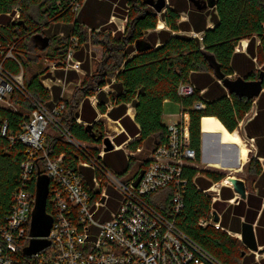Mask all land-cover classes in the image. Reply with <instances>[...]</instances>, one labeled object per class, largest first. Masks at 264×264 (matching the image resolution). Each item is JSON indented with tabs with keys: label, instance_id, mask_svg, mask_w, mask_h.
<instances>
[{
	"label": "trees",
	"instance_id": "obj_1",
	"mask_svg": "<svg viewBox=\"0 0 264 264\" xmlns=\"http://www.w3.org/2000/svg\"><path fill=\"white\" fill-rule=\"evenodd\" d=\"M70 1L72 2L0 0V22H9L16 10H20V19L24 24H8L2 26V30L8 40L17 41L16 53L25 66L27 90L46 105H51V97H54V93L58 96L60 87L54 86L51 93L43 84V79L52 75L45 66V60L59 62L65 59L71 37L75 36L78 38L75 57L83 60L82 65L89 69V56L85 49L90 45V39L92 45L102 48L103 56L97 72L83 79L70 98H62L64 107L57 116L61 126L75 139L90 146L89 150L93 155L97 156L99 149L90 143L101 144L106 133L102 122L95 120L97 112L90 106L88 98L95 94L101 97L102 88L113 77H116L113 84L115 90L110 97L114 102L123 104V110L127 103H131L137 112L135 121L139 124V136L129 143V148L137 149L146 141L157 145L165 141L167 125L163 122L162 115L163 103L167 99L180 103L185 136L188 144L196 149L197 157L201 152L202 117L215 116L230 132H234L254 103V98L239 96L235 92L229 93L219 82V78L212 75L215 68L210 64V55L215 57L220 74L225 77L237 72L249 73L251 78H259L262 73L264 87V0H216V13L211 16L215 26L209 29V12L196 11L190 7L188 0H173V7H168L160 15L170 29L160 32L154 31L158 14L143 0H79L80 7L77 12ZM116 2L128 5L125 31L120 37L112 36L109 32L100 36V32H95L100 25L98 19L101 15L109 17ZM184 10H189V20L179 21L180 13ZM88 28L93 31L92 38L87 33ZM192 29L204 31L203 39L178 33L180 30ZM173 31L176 33L172 34ZM35 34L46 37L47 44H38L33 39ZM143 38H148L152 45L134 54L136 50L133 43ZM158 39H161V44L156 46ZM245 40H248V54L241 52L239 48ZM258 64H262L259 70L256 69ZM69 73V78L72 75L77 76L74 70H69ZM57 75L63 77L64 72L60 70L56 72L55 76ZM188 81L194 83L196 91L190 96L182 97L178 94V87ZM203 89L205 91L201 94ZM15 98L28 108L29 103L23 96L16 93L13 100ZM198 101L205 105L204 108H193ZM257 103L259 113L256 120H264V93L259 96ZM98 108L105 112L107 107L99 102ZM109 113L115 116L113 110ZM79 116L88 123H78L76 118ZM1 117H8L12 122L19 120V114L4 108L0 109ZM45 151L50 157L63 153L64 166L67 169H77L78 161L82 158L79 149L65 141L62 133L54 126L45 135ZM25 158L26 149L22 143L12 146L7 139L0 138V226L5 224V218L12 207L13 193L19 184L21 163ZM43 158L41 152L38 159L42 167ZM253 163L256 165V174L260 173L259 161L252 158L250 164ZM196 172L195 168L187 171L189 185L185 209L179 220L180 227L225 264H258L247 260L244 251L246 245L238 238L213 225L199 224L202 218L210 216L212 200L193 182ZM209 175L214 181H220L224 177L221 173L210 172ZM110 188L111 198L108 205L115 209L118 206L115 199L119 194H114ZM258 194V197L249 198L250 207L245 214L248 223L254 222L257 217V210L264 198V188H259ZM231 197L232 194L226 196ZM244 208L243 201L233 210L228 208L222 225L227 227L231 219L230 227L235 231L241 230L238 216L244 213ZM263 217L264 210L258 223L262 222ZM245 226L249 227V224L245 223ZM253 249L257 250L258 247ZM41 256L28 258L21 264H51L50 261L42 262Z\"/></svg>",
	"mask_w": 264,
	"mask_h": 264
},
{
	"label": "built area",
	"instance_id": "obj_2",
	"mask_svg": "<svg viewBox=\"0 0 264 264\" xmlns=\"http://www.w3.org/2000/svg\"><path fill=\"white\" fill-rule=\"evenodd\" d=\"M79 7L75 0L76 12ZM20 18L17 9L9 22H0V109L19 114L16 122L0 118V138L7 139L12 146L22 143L26 149L12 207L5 224L0 226V264H21L40 255L42 262L51 264H225L179 225L189 185L187 171L191 167L199 169L197 152L187 142L181 114L166 124L165 141L149 155L139 183L135 185L134 181L141 169L121 179L122 174L103 161L106 152L103 139L96 156L86 142L78 141L61 126L57 116L64 107L63 95L51 97V105H46L27 90L25 66L16 53L17 41L8 40L2 30V26ZM77 46L78 38L73 36L65 59L45 60L49 73L56 69L64 72L63 88L67 72L81 69L82 62L75 57ZM50 81L51 75L43 79V84L52 93ZM195 91L196 86L189 81L178 87L182 97ZM16 93L27 100L28 108L18 98L13 100ZM204 106L198 101L193 108ZM76 120L80 123L79 117ZM51 123L65 141L81 152L77 169L65 168L63 153L57 157L46 153L45 135ZM106 136L113 142V135ZM41 152L43 167L38 159ZM39 173L50 179L47 212L53 223L47 238L51 243L36 254L26 255L23 250L33 238L30 229ZM110 187L119 194L115 209L108 205ZM199 224L225 230L212 210Z\"/></svg>",
	"mask_w": 264,
	"mask_h": 264
},
{
	"label": "crops",
	"instance_id": "obj_3",
	"mask_svg": "<svg viewBox=\"0 0 264 264\" xmlns=\"http://www.w3.org/2000/svg\"><path fill=\"white\" fill-rule=\"evenodd\" d=\"M189 5L191 8L195 9L198 12H209L207 15V28H213L215 26V23L213 19L211 18L212 14L216 13V5L209 6L208 0H188ZM144 2V0H143ZM158 2V0H153V3H145L148 7L153 9L156 14H158V23L156 28L154 29L155 32H160L162 30H169L170 28L167 26L166 22L160 17V15L166 11L168 7H173V0H166V4L163 7L161 11H156L155 4ZM128 5H121L118 4V2L114 3V9L112 14L107 17L101 15L98 19L100 22L98 30L105 28L108 30H111L113 36H120L124 33L122 28L114 27V24H112V18L118 17L120 20H124L127 23L128 20ZM127 10V13H126ZM117 13V14H116ZM185 15V17H184ZM189 10H184L180 13V20L179 21H188L189 20ZM126 25V24H125ZM125 28V26H123ZM123 28V29H124ZM151 31V30H149ZM176 32L173 31L172 34H175ZM179 34H185V35H191L192 37H198L200 40L203 39L204 31H195L192 30H180L178 32ZM43 43L46 41L44 38H41ZM247 43L248 40H245V43L240 46L241 52L247 53ZM259 43V40L257 41V44ZM161 44V39L157 40L156 46ZM152 45V42L148 38H143L139 41H136L133 43V46L135 47V53H137L139 50L144 49L145 47H150ZM97 51L95 57L102 58L103 56V50L99 46L96 48L95 45H89L85 49V53L89 56V69L87 67H84L83 60L79 59L81 63V69L80 71L74 70L77 73V76L72 75L69 78V71L67 72L66 78H65V86L62 87L64 78L60 76H55L56 72L60 71L61 69H56L54 73L51 75V81L50 84L52 86V89L54 86L60 87L59 93H54V99L59 98L61 95L65 98H70L73 94L74 87H77L80 85L81 81V75L87 74L91 70L92 66V57L93 53ZM86 64V63H85ZM258 68V65L256 66V69ZM212 75L218 79L215 73H212ZM251 75L249 73L246 74H239L237 72H234L233 74L227 76V78L231 80H236L238 78H243L244 80H257L258 78H251ZM219 82L223 84V81L221 79H218ZM116 81V77H113L103 88L102 93L103 95L100 97L97 94L92 95L88 98L90 106L97 112V117L95 120L101 121V119L105 118L107 121L110 122V127L112 129V132L109 134L113 135V143H114V149L105 152L104 154V162L108 164L112 169H114L117 173L127 175V174H133L137 170L141 168L143 164H145L148 160L149 155L152 153L154 148L157 144H151L146 141L145 143H142L138 146L137 149H131L128 147L130 142H133L137 139L139 136L138 130H139V124L135 121L136 117V108L133 104L127 103L126 109H124L123 104H118L114 102L112 97H110V94H112L115 90L114 82ZM192 81V80H191ZM193 82V81H192ZM194 84V83H193ZM73 86V87H72ZM224 86V84H223ZM226 88V86H224ZM227 89V88H226ZM205 91V89L201 90V94ZM229 92V90L227 89ZM231 93V92H229ZM264 93V87L260 93V95ZM259 95V96H260ZM259 96L254 98V103L252 105V108L250 111L246 113L244 118L239 122L238 128L234 131L236 133L241 143H224L221 138V134L218 133H208L202 131V119L200 122L201 127V152L200 155L197 157V164L199 165V169H195L197 172L193 177V182L197 186L199 190H202L206 195L211 197L212 200V207L211 210L215 212V216H218V219L215 220L220 223L222 228L226 230L230 235H235L240 241H242L246 247L250 250H254L253 247L263 248L264 247V217L262 219V222H259V218L264 210V198L262 199V205L260 207L257 214L256 219L252 223L246 222L245 214L247 212L248 207H250V197H258V191L259 188H264V120L258 119L256 120V116L259 113L258 103L257 100ZM104 103V105L107 107L105 112H102L98 108V103ZM176 103L180 106V114H181V105L178 102H174L171 100H165L163 103V115L162 120L165 124H168L166 118H170V115L166 114L168 111V104L169 103ZM82 106V104H81ZM80 106V108H81ZM113 110L114 115H111L109 111ZM253 112L251 116L249 114ZM179 114V116H180ZM215 117V116H213ZM179 118V117H178ZM217 118V117H216ZM175 120V119H174ZM80 124H87L88 122L82 119L79 116ZM221 122V121H220ZM222 123V122H221ZM223 124V123H222ZM224 125V124H223ZM225 126V125H224ZM257 127V128H256ZM228 130V129H227ZM253 134V135H252ZM217 135V139H213V136ZM253 139V140H252ZM249 140V141H246ZM253 141V144H252ZM238 145V149L235 153H233L230 157H225L221 154L223 152L222 149L218 148V146L222 145ZM249 144H251V147H249ZM216 145V146H215ZM213 148V149H212ZM252 158L257 159L258 161L263 162L261 166V172L256 174V165L250 164V161ZM247 165V169L250 172V175H255V177L247 176V173L245 177L241 174L243 170L245 171V167ZM194 168L191 167L188 170H193ZM224 171H228L225 173ZM221 173L224 174V177L220 181H214L212 177L209 175V173ZM235 176L243 178L247 182L248 186V195L246 199L240 198L239 194L234 190L233 186L227 183L226 179L228 177ZM206 187V188H205ZM211 192H214L213 194ZM232 194L231 198H226V196H229ZM252 198V199H253ZM249 199V200H248ZM243 201L245 203L244 213L240 216L239 222H240V228L241 230L235 231L230 227L231 219L229 220V225L227 227L222 225V220L224 218L226 210L234 209L237 205L240 204V202ZM254 201V200H253ZM256 201V200H255ZM233 213V212H232ZM233 218V216H230ZM246 224H249V227L245 226ZM244 240H246L244 242ZM264 254V253H262ZM250 255L253 254H246L247 260L250 262H256L255 260L250 259ZM257 260L259 258L257 257ZM264 261V260H263ZM259 262H257L259 264ZM264 264V262H263Z\"/></svg>",
	"mask_w": 264,
	"mask_h": 264
},
{
	"label": "water",
	"instance_id": "obj_4",
	"mask_svg": "<svg viewBox=\"0 0 264 264\" xmlns=\"http://www.w3.org/2000/svg\"><path fill=\"white\" fill-rule=\"evenodd\" d=\"M144 3H153V0H144ZM166 4V0H158L155 4L156 11H161ZM216 0H208L209 6H214ZM12 24H24V21L13 20ZM42 40V39H41ZM39 40V41H41ZM38 44L44 46L47 44L48 39L43 43V41L38 42ZM210 64L215 68L214 73L216 76L223 81L224 86L229 90V92H235L239 96H246L248 98H255L260 95L263 89V74L261 73L257 80H244L243 78H238L236 80H231L225 77L224 74H220V67L216 63L215 57L210 55ZM106 144L105 151L108 152L114 149V143L109 136L103 138ZM144 169H141L136 176L134 184L137 185L142 178ZM227 183L233 186L234 190L239 194L240 198L246 199L248 195L247 182L240 177L231 176L226 179ZM50 179L46 174L39 173L36 182V203L32 216V223L30 234L33 238L30 243L24 248L23 252L26 255H33L50 245V240L47 236L50 234L53 219L47 212V197L49 192ZM216 220L218 216H215ZM259 253H264V247L259 248Z\"/></svg>",
	"mask_w": 264,
	"mask_h": 264
},
{
	"label": "rangeland",
	"instance_id": "obj_5",
	"mask_svg": "<svg viewBox=\"0 0 264 264\" xmlns=\"http://www.w3.org/2000/svg\"><path fill=\"white\" fill-rule=\"evenodd\" d=\"M78 2H79V0H78ZM70 3L71 4H74L75 3V0H72V2L70 1ZM80 3V2H79ZM126 13H127V10H126ZM117 14V13H116ZM184 17H185V15H184ZM112 24H114V27H117V28H122V30L123 31H125V28H126V25H127V23L124 21V20H120L118 17H116V18H112ZM126 24V25H125ZM123 26H125V28L123 27ZM124 28V29H123ZM95 32H100L101 33V35L100 36H102V34L103 33H107V32H109V33H111L112 34V32H111V30H108V29H105V28H102L101 30L99 29H96V31ZM87 33H88V35L90 36V38H92L91 36H92V34H93V31H92V29L91 28H88V30H87ZM112 36H113V34H112ZM121 36V35H120ZM120 36H118V37H120ZM41 38H44L45 40H46V37H43L42 35H40V34H35L34 35V37H33V39L35 40V41H38V42H41L42 40H41ZM39 40H41V41H39ZM90 46L92 45V42H91V39H90ZM96 46V48H98L99 46L98 45H95ZM96 53H97V51H95V53H93V57H92V66H91V70H90V72H88L87 74H82L81 75V81L83 80V79H86V78H89V77H91L93 74H95L96 72H97V70H98V68H99V64H100V62H101V59L100 58H98V57H95V56H97L96 55ZM95 55V56H94ZM45 65H46V61H45ZM262 68V64H258V68H257V70H259V69H261ZM80 81V82H81ZM73 87V86H72ZM78 87V86H77ZM77 87H74V90H75V88H77ZM74 92V91H73ZM166 114H168V115H170V118H166V120L168 121V122H170V121H172V120H174V119H177L178 117H179V114H180V106L179 105H177L176 103H173V102H171V103H169L168 104V111H167V113ZM253 114V112H251L250 114H249V116H251ZM100 122H102V126H103V128H104V131H105V133L106 134H109L110 132H112V129H111V125H110V122L109 121H107V119H105V118H103V119H101V121ZM52 126H54L53 125V123H51L50 125H49V130H51V128H52ZM218 138V136L217 135H215V136H213V139L215 140V139H217ZM246 141H249V140H246ZM93 147H96V148H98V149H100L101 148V144H100V142H95V143H90ZM216 146V145H215ZM238 145H235V144H232V145H220V146H218L217 145V147L218 148H220V149H222L223 150V152L221 153L223 156H224V158L225 157H230V156H232L233 155V153H235L236 151H237V149H238V147H237ZM249 147H251V144H249ZM213 149V148H212ZM103 161H104V159H103ZM259 162H261V161H259ZM261 165L263 164V162H261L260 163ZM225 173H227L228 171H224ZM246 173H247V176H249L250 175V172H249V170L247 169V165H246V167H245V171L243 170V172L241 173L244 177H245V175H246ZM121 175V174H120ZM250 176H252V177H255V175H250ZM126 176L125 175H121L120 176V178L121 179H123V178H125ZM111 190H112V192L115 194H118V191L116 190V189H114L113 187H111L110 188ZM212 194L214 193V192H211ZM117 202L119 201L118 200V197H117V199H115ZM111 208H113L112 206H111ZM233 237H235V238H237L235 235H232ZM245 251V253L246 254H253V255H250V259L251 260H255L256 262H259L258 260H257V257L259 258V260H261V262H259V264H263V260H264V254H262V253H259L258 252V250H250V249H248L247 247H246V249L244 250ZM257 253H259V256H257ZM244 264H245V262H244Z\"/></svg>",
	"mask_w": 264,
	"mask_h": 264
},
{
	"label": "bare ground",
	"instance_id": "obj_6",
	"mask_svg": "<svg viewBox=\"0 0 264 264\" xmlns=\"http://www.w3.org/2000/svg\"><path fill=\"white\" fill-rule=\"evenodd\" d=\"M202 131L221 134L224 143H241V140L236 133L227 130L220 120L213 116H206L202 119Z\"/></svg>",
	"mask_w": 264,
	"mask_h": 264
}]
</instances>
